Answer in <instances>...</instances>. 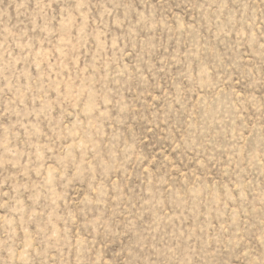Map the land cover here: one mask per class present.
<instances>
[{"label":"rangeland","instance_id":"obj_1","mask_svg":"<svg viewBox=\"0 0 264 264\" xmlns=\"http://www.w3.org/2000/svg\"><path fill=\"white\" fill-rule=\"evenodd\" d=\"M0 264H264V0H0Z\"/></svg>","mask_w":264,"mask_h":264}]
</instances>
